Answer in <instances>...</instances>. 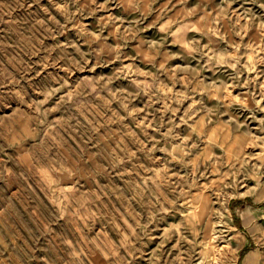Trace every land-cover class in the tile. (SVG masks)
<instances>
[{
	"label": "rangeland",
	"instance_id": "374dc122",
	"mask_svg": "<svg viewBox=\"0 0 264 264\" xmlns=\"http://www.w3.org/2000/svg\"><path fill=\"white\" fill-rule=\"evenodd\" d=\"M0 264H264V0H0Z\"/></svg>",
	"mask_w": 264,
	"mask_h": 264
},
{
	"label": "bare ground",
	"instance_id": "6f19581e",
	"mask_svg": "<svg viewBox=\"0 0 264 264\" xmlns=\"http://www.w3.org/2000/svg\"><path fill=\"white\" fill-rule=\"evenodd\" d=\"M234 248H235V246H234ZM250 259H252V257H251V256H249V257H248V260H250Z\"/></svg>",
	"mask_w": 264,
	"mask_h": 264
}]
</instances>
